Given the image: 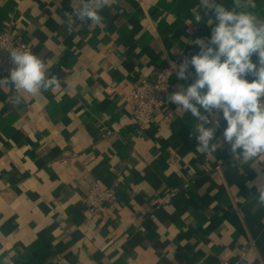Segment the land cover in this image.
I'll return each instance as SVG.
<instances>
[{
  "label": "crops",
  "instance_id": "obj_1",
  "mask_svg": "<svg viewBox=\"0 0 264 264\" xmlns=\"http://www.w3.org/2000/svg\"><path fill=\"white\" fill-rule=\"evenodd\" d=\"M252 4L264 17V0ZM71 5L0 0V31L19 34L60 82L20 104L0 90V264H220L241 251L264 264V208L249 187L257 171H238L228 145L198 152L196 120L174 103L140 125L126 99L178 51L197 54L213 13L199 0H114L102 25L69 32ZM194 79L191 67L186 80L175 74L167 97ZM215 116L214 143L226 127ZM95 185L114 191L99 211L85 201Z\"/></svg>",
  "mask_w": 264,
  "mask_h": 264
},
{
  "label": "clouds",
  "instance_id": "obj_2",
  "mask_svg": "<svg viewBox=\"0 0 264 264\" xmlns=\"http://www.w3.org/2000/svg\"><path fill=\"white\" fill-rule=\"evenodd\" d=\"M113 2L75 0L73 4L72 0L73 12L65 13L69 32L77 21L102 25L100 13ZM250 7H254L252 0H233L231 8L218 0H199L204 16L209 11L214 15L215 22L211 17L206 21L211 36L195 41L200 49L197 54L185 58L178 68L173 64L179 79L188 78L190 67L195 70V79L190 85H179L167 100L177 105V111L182 109V115L190 113L196 120L193 135L198 152L211 155L218 146L228 145L238 171L244 165L257 171V179L250 181L249 187L256 188L257 202L264 208V17L248 11ZM194 19L197 23L202 20L197 9ZM7 50L15 67L8 77L0 78V90L15 93L12 103H22V93L35 97L60 87L58 77L49 78L46 63L30 50ZM217 112L222 113L226 127L223 140L214 143L220 125ZM209 124L212 126L206 127Z\"/></svg>",
  "mask_w": 264,
  "mask_h": 264
},
{
  "label": "built area",
  "instance_id": "obj_3",
  "mask_svg": "<svg viewBox=\"0 0 264 264\" xmlns=\"http://www.w3.org/2000/svg\"><path fill=\"white\" fill-rule=\"evenodd\" d=\"M11 48L32 51L30 44L19 34H15L9 29L0 31V75L2 77H8L10 69L15 67L10 61V53L7 50ZM185 58H187V53L182 50L178 51L170 66L156 70L151 78L142 77L127 94L126 99L132 103L134 117L140 125L150 123L154 119L155 111L167 103V93L175 75L173 64L178 67ZM172 190L167 189L161 202L168 200V197L173 193ZM113 197L112 188L95 185L88 191L85 201L91 210L99 211ZM220 264H251V262L247 251H241L236 260L223 259Z\"/></svg>",
  "mask_w": 264,
  "mask_h": 264
}]
</instances>
